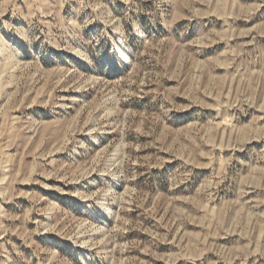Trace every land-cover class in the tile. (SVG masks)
I'll return each instance as SVG.
<instances>
[{"label": "rangeland", "instance_id": "1", "mask_svg": "<svg viewBox=\"0 0 264 264\" xmlns=\"http://www.w3.org/2000/svg\"><path fill=\"white\" fill-rule=\"evenodd\" d=\"M0 264H264V0H0Z\"/></svg>", "mask_w": 264, "mask_h": 264}]
</instances>
